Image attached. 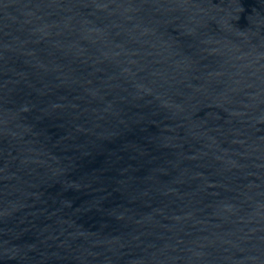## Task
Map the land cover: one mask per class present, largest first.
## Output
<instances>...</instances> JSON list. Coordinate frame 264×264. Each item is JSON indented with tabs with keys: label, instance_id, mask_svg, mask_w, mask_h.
Wrapping results in <instances>:
<instances>
[{
	"label": "water",
	"instance_id": "95a60500",
	"mask_svg": "<svg viewBox=\"0 0 264 264\" xmlns=\"http://www.w3.org/2000/svg\"><path fill=\"white\" fill-rule=\"evenodd\" d=\"M0 264H264V0H0Z\"/></svg>",
	"mask_w": 264,
	"mask_h": 264
}]
</instances>
